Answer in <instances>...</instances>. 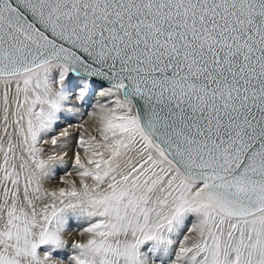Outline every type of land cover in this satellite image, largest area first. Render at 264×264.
<instances>
[{"label": "snow or ice", "instance_id": "1", "mask_svg": "<svg viewBox=\"0 0 264 264\" xmlns=\"http://www.w3.org/2000/svg\"><path fill=\"white\" fill-rule=\"evenodd\" d=\"M94 90L101 141L52 186ZM165 257L264 264V0H0V264Z\"/></svg>", "mask_w": 264, "mask_h": 264}, {"label": "rangeland", "instance_id": "2", "mask_svg": "<svg viewBox=\"0 0 264 264\" xmlns=\"http://www.w3.org/2000/svg\"><path fill=\"white\" fill-rule=\"evenodd\" d=\"M97 92L98 90H94L93 94L83 103L78 101L70 102L75 105V110L71 112L65 111L61 115L53 133H51L52 136H59L60 132L64 130H67L69 133L66 138L61 137L60 140H58L57 145H51L50 140L49 144L46 145L48 150L47 154L57 157V159L50 162V167L54 172L51 181L52 186L59 185L66 187L67 185H60L61 180L78 181L80 179V177L75 174L76 169L74 167V154L75 152H80L82 161L86 159L83 149L78 145L81 135L85 138V140L95 136L96 142L101 141V137L97 132L99 124L94 118L93 113L98 111V105L96 104L97 101L100 103H106L108 98L96 97ZM94 106H96V109ZM60 157H62V159H60ZM68 173H72V175H68ZM188 227H191V225L189 224ZM65 238L68 240L69 245H71L74 240L83 239L78 235L77 228H73L71 230V234L66 235ZM69 251H71V249H69ZM165 264H169L167 257H165Z\"/></svg>", "mask_w": 264, "mask_h": 264}, {"label": "bare ground", "instance_id": "3", "mask_svg": "<svg viewBox=\"0 0 264 264\" xmlns=\"http://www.w3.org/2000/svg\"><path fill=\"white\" fill-rule=\"evenodd\" d=\"M98 92H99V90H98ZM98 92L96 93V94H97L96 97H100L99 94H98ZM95 99H96V98H95ZM101 101H102V100H101ZM106 103H107V102H106ZM106 103H105V104H106ZM96 104H97V103H96ZM109 106H111V105H109ZM94 108L96 109V106H94Z\"/></svg>", "mask_w": 264, "mask_h": 264}]
</instances>
